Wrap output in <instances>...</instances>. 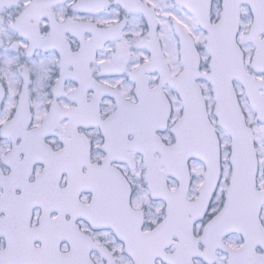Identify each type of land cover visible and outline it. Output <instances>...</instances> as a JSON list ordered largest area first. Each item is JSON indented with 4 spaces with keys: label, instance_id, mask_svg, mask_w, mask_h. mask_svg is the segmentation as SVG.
Returning a JSON list of instances; mask_svg holds the SVG:
<instances>
[{
    "label": "snow or ice",
    "instance_id": "snow-or-ice-1",
    "mask_svg": "<svg viewBox=\"0 0 264 264\" xmlns=\"http://www.w3.org/2000/svg\"><path fill=\"white\" fill-rule=\"evenodd\" d=\"M0 264H264V0H0Z\"/></svg>",
    "mask_w": 264,
    "mask_h": 264
}]
</instances>
